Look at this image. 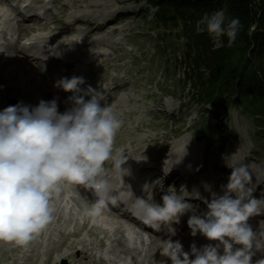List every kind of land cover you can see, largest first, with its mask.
Returning <instances> with one entry per match:
<instances>
[{"label":"clouds","instance_id":"9594fccd","mask_svg":"<svg viewBox=\"0 0 264 264\" xmlns=\"http://www.w3.org/2000/svg\"><path fill=\"white\" fill-rule=\"evenodd\" d=\"M241 27L239 18H229L225 10L204 13L197 21L198 31L214 38L226 36L229 46ZM84 83L77 76L56 82L55 86L73 94L69 97L73 106L63 113L56 99L40 100L35 106L19 102L0 111V242L27 247L53 221V194L68 182L94 191L90 216L99 217L107 209L111 185L104 165L114 159L115 138L123 121L106 103L104 91L91 86L82 89ZM125 159L115 160L121 176L127 172L121 168ZM251 180L247 165L232 169L223 194H213L205 201L207 211L187 221L193 235L199 231L218 243L199 250L193 245L190 259L179 241H166L162 253L171 264H253L252 249H264V238L248 221L264 212V200L253 196ZM146 191V198H137L143 221L154 230L166 225L174 234L171 223H178L193 205L176 191L167 192L162 203H156L151 190Z\"/></svg>","mask_w":264,"mask_h":264},{"label":"rangeland","instance_id":"374dc122","mask_svg":"<svg viewBox=\"0 0 264 264\" xmlns=\"http://www.w3.org/2000/svg\"><path fill=\"white\" fill-rule=\"evenodd\" d=\"M122 1L123 3H120ZM150 1L56 0L55 3L49 4L51 9L45 13L59 17V31H63V27L67 26L66 13H99L98 8L88 6L90 3H98L101 8H116L121 14L127 15L114 23V32L105 30L100 34L105 36L107 44L93 45L100 57L99 64L96 65L97 71L89 81L92 86L101 78H105L107 88L126 83L122 88H118L115 98L107 103L123 121L115 138L114 161L108 162H115L117 155H123L141 161L147 167L143 169L148 179L153 177V174V179L167 175L168 179H163L161 183L164 190L159 194L160 197L170 189L183 191L184 184H187L188 189H193L195 185L205 187L207 184H213L217 186L216 190L219 189L222 193L221 184L227 183L230 175H223L222 169L228 165L223 159L234 154L239 155L238 158L241 163L247 165L249 172H256L254 176H264V166L261 165L264 164V98L256 101L230 96L226 107L216 113H211L212 105L196 102L191 96L192 81L190 82L189 78L194 71L184 60V41L181 37L178 38L180 29H171L170 22L159 19V6ZM62 4L67 6L64 15H60ZM96 23L94 18L92 25L89 24V29H95ZM54 26L56 22H51L43 31H50L49 34L55 36ZM83 26L77 24L73 27L82 34L85 31ZM70 33L74 32L67 34ZM219 39L212 37L214 46H218ZM52 74L55 76L56 73ZM108 98L109 96H106V100ZM206 108L209 111H205ZM199 133L201 135L197 136ZM181 137L188 138L196 146L193 154L200 151V166L191 174L190 167L186 168L188 172L176 169L168 170L165 174L169 163L175 160V143H179L177 140ZM187 154L184 153L180 159L184 158L185 161ZM155 182L159 184L158 181ZM92 205L85 200L84 209L79 210L78 221L84 219V214H88ZM72 227L73 224L69 226ZM84 234L86 235L82 236ZM52 236L59 239L57 230L53 231ZM53 237L48 239L47 243L51 242ZM81 237H85L88 242L97 243V237H89L86 229L81 231ZM37 239L38 235L27 246V256L18 259L17 263L11 260L6 264H23L29 261L28 256L33 253L32 248L39 251L40 264H61L60 261L55 263V260L50 263L44 261L46 244L38 247ZM77 239L78 237H70L67 243ZM104 245L107 246L106 240ZM109 247L112 253H118L119 248L115 244H109ZM98 249L101 250L100 247ZM147 256L148 254H141L143 261L133 264H156L160 257L155 254L150 256L149 260ZM126 258L130 259L129 256ZM62 264L77 262L64 259Z\"/></svg>","mask_w":264,"mask_h":264},{"label":"bare ground","instance_id":"6f19581e","mask_svg":"<svg viewBox=\"0 0 264 264\" xmlns=\"http://www.w3.org/2000/svg\"><path fill=\"white\" fill-rule=\"evenodd\" d=\"M54 2H56V0H47L45 3L42 0H0V111L10 105H16L19 102L32 106V100H38L42 95H49L52 98L59 96L60 99H56V101L58 111L61 113L66 109L71 108L73 103H68V101L64 99L65 97H71V92H66L62 88L55 86L56 82L61 78H71L73 76L82 77L85 80L89 78V76L95 72L94 68L100 57V53L93 48L96 44L100 45L106 43L104 40L105 36L100 34L105 30L114 32V23L127 16L121 14V11L116 8H101L98 3H90L88 4L89 7L98 8L97 10L99 13L97 15L70 12L67 18L72 20L73 24L71 26H64V30L59 31V28H61L59 27L61 26L60 23L57 22L59 17L45 15V13L51 8L48 4ZM20 3L22 9H20ZM120 3H123V1ZM66 7L65 4L61 5L60 15L65 14ZM61 11H63V13H61ZM94 17L96 20H99V25L91 30L89 29V24L92 22L91 18ZM51 22H56V26H54L56 28L54 33L55 38H53L52 34H49L50 31L48 33L43 31ZM77 24L84 25L83 28L85 31L82 34L80 33V30H74L73 26ZM68 32L74 33L67 34ZM46 51L48 52V57L50 59L53 58V54H57L58 52L66 55L65 57L67 58L71 56L66 62L56 60L54 61L55 63L51 64L52 69L50 71H64L59 74V76H54L49 71L44 70L41 71V77L37 75L40 66L34 61V54L37 56L41 55V53H46ZM73 57H76L74 62L71 61V59L74 60ZM78 64H83L81 70L77 68ZM103 81L104 82L102 83H105V78H103ZM125 85L126 83L124 82L115 84L111 88H107L108 91L106 96H109V98L106 100V103L115 98L118 88H122ZM80 87L82 88V86ZM92 88L104 91L103 89L106 87L102 88V85H99L92 86ZM85 99L87 100L89 97L85 96ZM177 142L179 143H175V150L177 152L174 157L175 160H172V162L169 163L166 172H168V170L175 171L176 169H182V171H185L186 168L189 167L191 168L190 174L195 172L199 166L198 164L201 163L199 158L201 157L200 151L193 154L196 146L191 143L188 138L181 137ZM186 152L188 154L184 161V158L180 159V157ZM122 156L123 155H117L115 160L120 159ZM238 156L239 155L234 154L230 158H224L223 161H226L228 165H234L235 168L242 162ZM125 158V162L121 165V168L127 170L126 174L128 178L132 177L137 179L138 184L136 187H141L142 183L147 179L144 177L145 171L143 168L147 167L144 166L141 161L134 160L130 157ZM113 161L105 163V175L106 177H112L115 174V176L121 177V174H119L120 172L116 169L115 162ZM177 165H181V167H177ZM261 165L264 166V164ZM248 170L250 171L249 168ZM186 172L188 171L186 170ZM250 173L253 174V176L249 187L254 189L252 193L254 196L256 195L258 186L264 189V176L263 174L254 176L256 172L253 170ZM153 175L155 176V174ZM153 177L150 178L149 182L147 180L145 185L148 183L154 184L158 177H155L154 179ZM122 178L123 177H121V179ZM166 179H168V176ZM158 181V183L161 184V179ZM67 184H72L75 187L79 192L76 197L80 198L76 200V198H73V196L70 195L66 199L67 204H70L72 201L77 202L81 209H84L83 204L86 197L84 196L83 187L80 188L78 184L71 182L65 183L59 193L53 194L52 203L55 207L54 219L48 227L38 235L39 239H37L38 247L46 244V246H44V261L50 263L55 260V263L60 261L62 264L64 259H68L77 262V264H85L87 261L89 264H105L106 262L97 263L95 261V258L97 257L95 253L98 252L99 247H102V245L105 244L106 240L107 242L119 241V243L123 245L122 251L130 254V256L134 258V263L140 262L142 259L140 258L141 253L144 251L143 243L139 237H131L129 238L130 240L128 239L127 241L124 239L123 227H121L122 222L117 224V221H115L118 217H122L120 214H115L111 210L105 209L103 214L99 217L84 214V219L78 221L77 218L80 212L77 211L75 207L72 206L66 214L60 209L64 200ZM226 184L227 183L221 184V188H223L221 189L222 191L224 190L223 185ZM174 190L175 189H172V191ZM218 190H216V187L213 184H207L205 187L200 185L193 186L191 196H187L189 200H185L193 205V209L181 215L179 220L181 217H183L184 220L187 216L192 215L202 216L207 210L205 201H210L213 194H223L224 191L220 193ZM158 192L161 195L162 189ZM186 193L190 192L187 185L184 184V192L182 193V196ZM158 199V203H162L160 196ZM89 202L94 203L92 200H89ZM248 223L253 231L261 230L264 233V212L251 217ZM71 224H73V227L69 228ZM83 229H86L89 237H97L96 244L88 242L89 240L85 237H81V231ZM53 230H57L59 235L58 240L52 236ZM86 234L82 236H85ZM98 235H101V237H98ZM52 237L53 240L47 243L48 239ZM70 237H78V239L67 243ZM207 242L206 239L200 242L202 245L199 247H203L204 244L208 245ZM128 243L140 245V252L137 253L138 255L133 254V252H136L137 247H134L135 249L131 251V247ZM182 243L188 247L191 246L188 242ZM64 246L67 248H64ZM147 247L149 246H146L145 249ZM166 247V243L156 241L155 247L153 248L154 254L156 253L160 256L156 264H171L169 257L162 253ZM238 247H240V245H234V248ZM28 250L29 249L26 247H19L12 243L0 242V264H6L7 261L11 260L17 263L18 259L27 255L26 252ZM31 251L33 253H31V255L29 254V261L24 262L23 264H40L38 259L39 251L36 248H32ZM183 251L189 253L190 259L194 258V256L191 255V249H183ZM104 255L105 260H114L106 256L105 253ZM135 255L137 256L135 257Z\"/></svg>","mask_w":264,"mask_h":264},{"label":"trees","instance_id":"16d2710c","mask_svg":"<svg viewBox=\"0 0 264 264\" xmlns=\"http://www.w3.org/2000/svg\"><path fill=\"white\" fill-rule=\"evenodd\" d=\"M150 2L159 6V19L170 22L171 29H180L178 38L184 41V60L194 71L189 78L191 96L196 102L212 105L211 113H216L226 107L230 96L256 101L264 98V0ZM216 10H225L229 18H239L241 22L231 46L226 36L214 46L212 36L197 30V21L203 14Z\"/></svg>","mask_w":264,"mask_h":264},{"label":"water","instance_id":"95a60500","mask_svg":"<svg viewBox=\"0 0 264 264\" xmlns=\"http://www.w3.org/2000/svg\"><path fill=\"white\" fill-rule=\"evenodd\" d=\"M201 135V133H199L197 136H200Z\"/></svg>","mask_w":264,"mask_h":264}]
</instances>
